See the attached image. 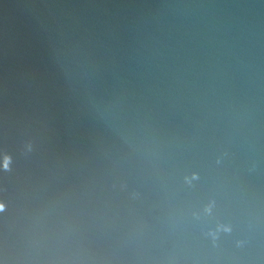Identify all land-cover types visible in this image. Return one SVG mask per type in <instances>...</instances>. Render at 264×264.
Segmentation results:
<instances>
[{"label": "water", "instance_id": "1", "mask_svg": "<svg viewBox=\"0 0 264 264\" xmlns=\"http://www.w3.org/2000/svg\"><path fill=\"white\" fill-rule=\"evenodd\" d=\"M0 264H264V0H0Z\"/></svg>", "mask_w": 264, "mask_h": 264}]
</instances>
